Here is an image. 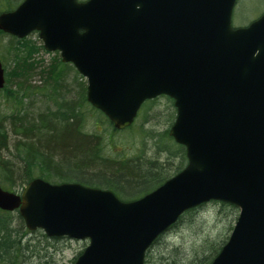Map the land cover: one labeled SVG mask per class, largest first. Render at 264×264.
Masks as SVG:
<instances>
[{"label":"water","instance_id":"95a60500","mask_svg":"<svg viewBox=\"0 0 264 264\" xmlns=\"http://www.w3.org/2000/svg\"><path fill=\"white\" fill-rule=\"evenodd\" d=\"M236 1L24 0L0 14V30L18 38L37 30L46 51L72 63L88 103L116 130L131 126L146 100L171 98L168 134L187 158L131 202L36 178L20 194L0 188V209L17 210L29 231L88 240L74 264H144L185 211L220 201L239 214L210 264H264V13L233 28Z\"/></svg>","mask_w":264,"mask_h":264},{"label":"trees","instance_id":"16d2710c","mask_svg":"<svg viewBox=\"0 0 264 264\" xmlns=\"http://www.w3.org/2000/svg\"><path fill=\"white\" fill-rule=\"evenodd\" d=\"M11 1L4 0V6H1L10 10ZM9 43L6 48L8 60L4 62L8 86L0 91L1 98L13 108L3 110L0 102V185L4 189L19 191L30 180L39 177L55 183L78 182L110 190L122 200H132L155 189L186 165L185 150L168 136V129L156 134L158 141L163 143L157 150L159 156H164L163 164L159 157L145 158L143 152L131 158L123 157L114 151L112 143L106 150L105 139L112 142L117 131L86 101L83 83L77 85L80 92L76 98H67L70 90L62 82L68 65H62L57 58L53 64L40 68L43 80L48 82L32 85L29 81L39 65L33 60V54L39 48L28 39ZM35 95H42L47 104L44 110H33L30 100ZM161 98L168 100L173 110L172 122L175 110L169 98H156L145 105L151 107ZM86 125L92 128L91 133H83ZM140 130L148 133L142 126ZM173 163L176 165L169 172ZM221 205L235 218L233 206ZM35 233L26 230L17 213L0 210V264H26L33 257V247H37L28 236ZM40 237L45 242L62 240L47 238L44 234ZM224 242L213 246L203 241L194 261L209 264ZM151 252L152 247L146 254L145 264Z\"/></svg>","mask_w":264,"mask_h":264},{"label":"rangeland","instance_id":"374dc122","mask_svg":"<svg viewBox=\"0 0 264 264\" xmlns=\"http://www.w3.org/2000/svg\"><path fill=\"white\" fill-rule=\"evenodd\" d=\"M13 1H11V6L15 4ZM3 2L4 0H1L0 9L3 6ZM263 12L264 0H237L233 9L231 24L233 28L245 27ZM30 39L35 41L33 43L37 48L39 42H36V37H30ZM7 41V37L4 38V36L0 35V57L3 63L8 60V53L5 50L9 43ZM56 57V53L48 54L40 49L34 53L33 60L39 62V65L32 75V79L40 81L42 84L46 81L48 82L47 79L43 80L40 68H46L51 65L56 60ZM40 83L36 82L35 84L32 83V85L40 86ZM78 83H83L86 87L85 79L80 76L77 77L75 70L68 66L62 82L70 90V94L67 96L68 99L77 97L78 92H80L77 86ZM0 100L3 110L9 111L12 108L11 105L7 104L6 100L1 98V94ZM30 102L34 111H42L47 107L42 95H35ZM172 115L173 110L165 98H161L151 107L144 103L139 110L138 120L136 119L137 122H135V126L132 129L116 132L112 142H108L105 139L106 150L112 143L115 145L114 151H117L123 157L131 158L143 152L145 158L154 159L159 157L158 160L163 164L165 162L164 156L157 154L158 148L162 147L163 143L158 141L156 134L170 127L174 121L173 119L171 122ZM90 121L89 123L91 124L92 119ZM141 126L148 133L142 132L140 130ZM91 132L92 128L90 125H86L83 133ZM175 165L176 163H173L169 172L173 171ZM49 182L53 183V181ZM233 225L234 215H230V211L226 207L214 202L200 207L196 211L187 212L175 227L163 236L161 241L152 246V252L148 256L147 264H197L194 258L199 245L205 240L213 246L226 241ZM41 235L42 232H36L35 235L28 236L29 239L33 240V243L37 244V247H33V257L26 264H73L75 258L87 244L86 241L77 242L70 240L45 242L43 237H40Z\"/></svg>","mask_w":264,"mask_h":264},{"label":"flooded vegetation","instance_id":"af4514ba","mask_svg":"<svg viewBox=\"0 0 264 264\" xmlns=\"http://www.w3.org/2000/svg\"><path fill=\"white\" fill-rule=\"evenodd\" d=\"M84 1H86V0H81V2H84ZM0 35H2V36H4V38H8V41L7 42H15L16 40H18V38L17 37H14V36H11V35H8V34H6V33H3L2 32V34H0ZM38 35H39V33L37 32V31H33L29 36H27L26 38H28V37H36V38H38Z\"/></svg>","mask_w":264,"mask_h":264},{"label":"bare ground","instance_id":"6f19581e","mask_svg":"<svg viewBox=\"0 0 264 264\" xmlns=\"http://www.w3.org/2000/svg\"><path fill=\"white\" fill-rule=\"evenodd\" d=\"M29 82H31V83H36V82H38V81H36V80H34V79H30Z\"/></svg>","mask_w":264,"mask_h":264}]
</instances>
